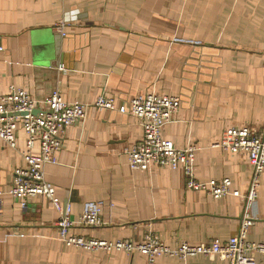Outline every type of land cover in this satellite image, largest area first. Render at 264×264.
<instances>
[{
  "label": "crops",
  "instance_id": "crops-1",
  "mask_svg": "<svg viewBox=\"0 0 264 264\" xmlns=\"http://www.w3.org/2000/svg\"><path fill=\"white\" fill-rule=\"evenodd\" d=\"M62 21L66 35L54 25ZM63 65V68H60ZM13 88L37 99L58 91L87 104L86 118L67 127L46 180L75 224L70 235L140 242L153 230L171 248L213 239L227 242L240 227L243 200L189 189L182 167L133 169L128 150L144 138L142 120L123 113L133 97L167 94L180 107L162 129L178 147H195L199 181L229 178L248 192L246 154L216 145L230 128H264V0H0V95ZM101 94L112 109H97ZM18 149L0 138V264H150L147 255L89 250L62 239L61 213L44 196L27 208L8 194L16 168H27V138ZM36 146L34 153H39ZM103 202L98 226L78 223ZM248 235L264 241V173ZM264 264V253H256ZM154 264H229L219 255Z\"/></svg>",
  "mask_w": 264,
  "mask_h": 264
},
{
  "label": "built area",
  "instance_id": "built-area-1",
  "mask_svg": "<svg viewBox=\"0 0 264 264\" xmlns=\"http://www.w3.org/2000/svg\"><path fill=\"white\" fill-rule=\"evenodd\" d=\"M54 29L61 35H66L62 21L57 22ZM60 68H63V65H60ZM180 103V99L175 96L147 93L133 97L127 107L121 108L123 113L141 119L144 128L143 140L128 150L130 166L133 169L143 170L149 169L154 164L159 167H182L189 189L205 191L215 198L239 196L244 202L240 227L227 242L213 239L208 243L192 245L182 241L177 248H171L165 245L153 230H149L140 242L129 239L111 242L70 235L69 230L75 224L70 218V207L63 206L57 199L55 187L45 178L44 167L47 163L58 162V153L64 145L63 133L67 127L81 123L86 118L87 104L67 101L58 91H53L43 99L34 98L20 88H13L9 93L0 95V138L14 149H18L19 130H23L27 138L24 158L28 167L14 170L8 194L19 200L23 208H27L30 199L35 197L49 198L61 213L57 226L62 239L70 245L89 250H120L128 254L140 252L148 256L150 264H154L157 258L164 255H179L183 259L197 255H219L229 264H257L255 254L264 253V241H251L248 235L252 227L261 221L253 213V207L257 203L260 180L264 173V128L261 131L247 125L230 128L216 144L230 149L233 153H243L248 156L253 166V174L248 192L241 194L232 189L229 178L197 180L194 175L195 147L191 145L181 148L172 140L163 137L162 129L171 121ZM92 105L97 109L116 108L114 100L105 94L97 97ZM36 146L40 149L38 154L34 153ZM102 208L101 201L92 204L82 214L78 223L85 226L101 225Z\"/></svg>",
  "mask_w": 264,
  "mask_h": 264
},
{
  "label": "water",
  "instance_id": "water-1",
  "mask_svg": "<svg viewBox=\"0 0 264 264\" xmlns=\"http://www.w3.org/2000/svg\"><path fill=\"white\" fill-rule=\"evenodd\" d=\"M34 113H37V111H34ZM23 114V113H22Z\"/></svg>",
  "mask_w": 264,
  "mask_h": 264
}]
</instances>
